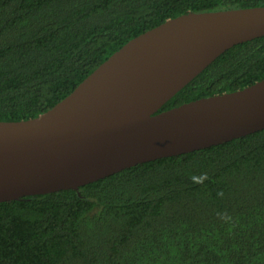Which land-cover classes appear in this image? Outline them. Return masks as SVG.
<instances>
[{"label":"trees","instance_id":"1","mask_svg":"<svg viewBox=\"0 0 264 264\" xmlns=\"http://www.w3.org/2000/svg\"><path fill=\"white\" fill-rule=\"evenodd\" d=\"M257 6L264 0H0V120L44 113L167 19ZM262 79L264 36L227 49L157 112ZM0 264H264V129L0 202Z\"/></svg>","mask_w":264,"mask_h":264},{"label":"water","instance_id":"2","mask_svg":"<svg viewBox=\"0 0 264 264\" xmlns=\"http://www.w3.org/2000/svg\"><path fill=\"white\" fill-rule=\"evenodd\" d=\"M264 36V6L189 12L139 34L34 118L0 120V202L81 186L264 129V79L157 112L220 54Z\"/></svg>","mask_w":264,"mask_h":264},{"label":"clouds","instance_id":"3","mask_svg":"<svg viewBox=\"0 0 264 264\" xmlns=\"http://www.w3.org/2000/svg\"><path fill=\"white\" fill-rule=\"evenodd\" d=\"M204 178H207V177H206V175H205V177H204ZM193 180L195 181V177H193Z\"/></svg>","mask_w":264,"mask_h":264}]
</instances>
